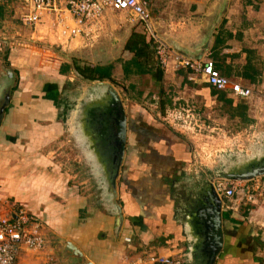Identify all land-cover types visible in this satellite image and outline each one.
<instances>
[{"label": "crops", "instance_id": "1", "mask_svg": "<svg viewBox=\"0 0 264 264\" xmlns=\"http://www.w3.org/2000/svg\"><path fill=\"white\" fill-rule=\"evenodd\" d=\"M147 5L153 30L172 50L209 57L221 75L252 95L213 89L199 75L190 79L173 61L161 68L150 34L126 12L105 11L87 37L59 45L46 25L38 28L44 37L22 25L24 0H0V198L38 217L47 241L42 252L22 251L16 264H78L57 239L73 243L94 264H124L152 253L201 264L202 226L195 223L194 209L178 204L181 192L173 193L181 172L193 167L187 164L192 148L156 121L168 110L188 107L199 122L190 133L205 134L217 124L226 134L257 128L262 109L254 87L264 86V0H147ZM76 66L106 70L109 78L101 80L123 103L125 146L114 198L105 187L112 165L98 159L91 139V146L74 150L80 155L66 160L68 165L51 157L52 141L68 122L59 107L70 97L78 106L97 102L101 94ZM87 129L78 134L92 135L90 125ZM254 139L250 148L239 146L252 159L264 155V127L254 131ZM247 156L239 162H248ZM77 168L90 177H81ZM257 178L239 182L248 189ZM262 201L254 208V202L241 200L232 209L221 201L222 247L214 264H264Z\"/></svg>", "mask_w": 264, "mask_h": 264}, {"label": "built area", "instance_id": "2", "mask_svg": "<svg viewBox=\"0 0 264 264\" xmlns=\"http://www.w3.org/2000/svg\"><path fill=\"white\" fill-rule=\"evenodd\" d=\"M26 8L20 16L22 25L38 33L40 26L46 25L47 31L59 45H68L80 35L88 36L91 27L98 25L105 11L126 12L129 17L140 21L150 34L151 44L159 66L166 69L173 61L175 68H184L190 73V79L199 75L216 90H228L234 97L248 98L253 91L221 75L209 57L189 59L166 44L153 30L147 0H24ZM45 36V34L41 35ZM42 37V38H43ZM183 117L197 125L194 114L188 107L168 110L167 123L173 126ZM164 119V120H165ZM165 120V121H166ZM188 126V125H187ZM255 127L250 126L246 137H254ZM209 183L225 208L232 209L238 202L255 203L262 196L263 186L254 182L250 188H242L241 182L209 176ZM42 232V223L38 217L23 206L0 198V264H16L22 251L42 252L47 241ZM183 256L162 254L139 255L124 264H188Z\"/></svg>", "mask_w": 264, "mask_h": 264}, {"label": "rangeland", "instance_id": "3", "mask_svg": "<svg viewBox=\"0 0 264 264\" xmlns=\"http://www.w3.org/2000/svg\"><path fill=\"white\" fill-rule=\"evenodd\" d=\"M121 14L122 13H117L116 16H119ZM262 76L264 79V73ZM116 81L121 82L120 79H116ZM254 95H258V97L256 98V102H258V106L262 109L261 116L263 117L259 119V125H257V128H255L256 133L259 130V126L264 127V86L254 87ZM69 99L71 100L72 98L70 97ZM70 100L67 101L68 103L62 104L59 107L60 114H62L61 117L67 118L68 120V122H64L63 125L64 134L59 139H56L57 141H52L53 153L51 157L61 159L65 162V165H68L66 164L67 161L73 162L76 158V155H80V152L75 153L76 149H81V147L87 145L91 139L90 136L78 134L80 130L84 131L83 128L87 126V121L83 119L84 117H80V113L78 111L80 105L78 106ZM76 107L77 109H74ZM165 120L160 119L156 121V123L161 124V127H163V131L165 133L182 136L188 144V149L192 148L187 164L191 162V164H193V167H191L189 170L187 169L184 170V172H181V179L179 181V184L174 188L173 193H175L176 191H180L181 193L178 194L183 196V199H179L178 204H185L187 205L188 209L191 208L193 210L199 202L197 193L203 192V190L206 189L209 185V180L206 176H211L213 174L217 175V173L219 171H222L224 168H227L230 171L235 169V166L237 165V163H239L240 159H243L244 161V156L245 158L247 156L244 153L243 155L242 152H240L239 146L243 144L248 148L249 146H252L254 144L253 141H255V139L254 137H246V132L248 131V129H246V131L242 129V131L237 133L234 132L232 134H226V131L218 128L220 124H217L214 127H208L205 134L200 131H194L190 133L188 129L192 128L190 126L192 125V122L189 124V120H187L185 117H183L184 123L182 121H178L177 123L173 124V126L171 125L172 127L169 123H167V120ZM197 124H199V122H197ZM79 127H81L82 129H79ZM180 129L183 130L180 131ZM255 146L256 145H254V147ZM59 147L61 150H59L58 152ZM241 150L244 151L245 148H242ZM59 155L61 158H59ZM88 156L90 157L89 153ZM248 158L249 157L247 156V159ZM193 161L195 163H192ZM69 168H72V165H70ZM203 171L206 172L207 175H205ZM77 173H79L81 177H84V179L90 177L87 169L81 170L77 168ZM259 177L261 178L257 179L262 184L263 190L262 196L258 197L256 202L254 203V208L261 206L263 204L262 200L264 199V175ZM98 179L99 183L103 182V178L101 177V175L98 176ZM191 193L193 196L190 195Z\"/></svg>", "mask_w": 264, "mask_h": 264}, {"label": "water", "instance_id": "4", "mask_svg": "<svg viewBox=\"0 0 264 264\" xmlns=\"http://www.w3.org/2000/svg\"><path fill=\"white\" fill-rule=\"evenodd\" d=\"M175 50V49H173ZM176 51V50H175ZM178 54L187 57L189 59H201L202 55H187L184 53H180L176 51ZM10 71L7 73L8 76L10 75ZM89 82L92 84H95L98 86L101 90V94L99 96V99L97 102L93 103H85L80 105L79 113L80 117L82 116L85 121H87V126H85L83 129L85 132H88V117H92V113L94 110H98V106L102 105L103 107L110 106V109H114L113 117L111 118V121L114 123V127L116 128L115 131V138L118 141V144L116 146V150L114 153H110V156L107 158L111 160L109 163H111V171L110 174L107 176L109 177V180L107 185L105 186L109 191L112 192V196L114 198L115 196V188H114V179L116 178L118 174V169L120 166V162L122 160V155L124 151L125 146V130H126V116H125V110L123 107L122 100L118 94V92L110 85L109 83L104 82L103 80H90ZM8 98V95L5 96V100ZM101 110V109H100ZM111 112L113 110H110ZM79 117V114H78ZM89 136V134H88ZM98 152V150H97ZM99 160H103V157L99 154L98 157ZM254 159V165L251 166L250 161ZM248 158V162H242V164L239 162L235 166V169L228 170L227 168H224L222 171H219L217 175L213 174L211 177H219V178H225L228 180H249L253 179L259 176L264 175V155L256 156L254 158ZM258 159V161H256ZM263 160V161H262ZM107 161V160H106ZM249 166V167H247ZM245 167V169L243 168ZM247 167V168H246ZM241 169V170H240ZM199 196V202L197 206L194 208V217H195V223L202 226V242L201 246L199 248V251L201 253V264H214L215 259L218 255V253L221 250L222 247V231H221V200L216 195L213 187L208 185L206 189L203 190V192H200ZM118 206V205H117ZM120 210V209H119ZM120 216V215H119ZM62 247L64 246L66 249H69L71 251V255L75 258L78 264H94L89 259H87L83 253L80 251V249L73 245L70 241L57 239Z\"/></svg>", "mask_w": 264, "mask_h": 264}, {"label": "flooded vegetation", "instance_id": "5", "mask_svg": "<svg viewBox=\"0 0 264 264\" xmlns=\"http://www.w3.org/2000/svg\"><path fill=\"white\" fill-rule=\"evenodd\" d=\"M98 107V110L96 109L92 113V117H88L92 131L90 138L94 147L99 149V154L103 157V160L110 162L111 160L106 157L110 156V153H114L118 144L114 131L116 128H113L114 123L111 121L114 109H110V106L102 108V105H100ZM88 145L91 146V142H88Z\"/></svg>", "mask_w": 264, "mask_h": 264}, {"label": "trees", "instance_id": "6", "mask_svg": "<svg viewBox=\"0 0 264 264\" xmlns=\"http://www.w3.org/2000/svg\"><path fill=\"white\" fill-rule=\"evenodd\" d=\"M129 48V46H128ZM134 63H138L137 59L133 60ZM133 62H130L133 64ZM129 63V64H130ZM76 72L82 75L84 78H88L90 80H99L103 78H109V74L106 70L102 69L101 67H96L94 69H90L89 67H78L75 68Z\"/></svg>", "mask_w": 264, "mask_h": 264}]
</instances>
